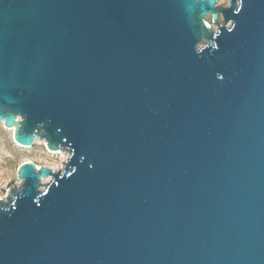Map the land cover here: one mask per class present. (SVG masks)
I'll return each mask as SVG.
<instances>
[{
	"label": "water",
	"instance_id": "1",
	"mask_svg": "<svg viewBox=\"0 0 264 264\" xmlns=\"http://www.w3.org/2000/svg\"><path fill=\"white\" fill-rule=\"evenodd\" d=\"M0 122V264H264V0H0Z\"/></svg>",
	"mask_w": 264,
	"mask_h": 264
},
{
	"label": "rangeland",
	"instance_id": "2",
	"mask_svg": "<svg viewBox=\"0 0 264 264\" xmlns=\"http://www.w3.org/2000/svg\"><path fill=\"white\" fill-rule=\"evenodd\" d=\"M229 2L230 0H217V6H227ZM205 20L213 26L212 29L214 31L217 30V26L213 23L211 16H206ZM219 22L223 23V20L219 18ZM205 45L206 42L202 41L198 45L199 49ZM43 142V140H40L38 143L35 142L32 147H23L14 141L13 132L10 128L0 124V198L6 197L9 190L21 186L22 181L18 179L17 172L23 163L31 161L41 167L63 165L64 169L62 172L65 170L68 159L63 163L62 155L49 153L47 146ZM58 152L61 153L60 151ZM63 153H67L69 156L68 152ZM51 179L53 178L51 177ZM40 190H45V187H41Z\"/></svg>",
	"mask_w": 264,
	"mask_h": 264
},
{
	"label": "bare ground",
	"instance_id": "3",
	"mask_svg": "<svg viewBox=\"0 0 264 264\" xmlns=\"http://www.w3.org/2000/svg\"><path fill=\"white\" fill-rule=\"evenodd\" d=\"M207 23H208L209 27L213 28V26H211L209 22H207ZM0 124H4V122H0ZM10 130L13 132V134L15 133V128H10ZM40 140L41 139H37L35 142L38 143ZM43 143L47 146V142L46 141H44ZM49 153H51L53 155H56V154L62 155L63 163L69 158V156H68L67 153H63V152L59 153V152H54V151H50V150H49ZM29 162H31V161H29ZM35 165L37 166L38 169L41 168L40 165H38V164H35ZM46 167L51 168L54 172H57V171L62 172V170L64 169V166L63 165H61V166H59V165L58 166L57 165H55V166L47 165ZM51 180H52L51 177H48V178L43 179V181H42L43 182V185H48ZM1 199H3V198H0V200Z\"/></svg>",
	"mask_w": 264,
	"mask_h": 264
}]
</instances>
